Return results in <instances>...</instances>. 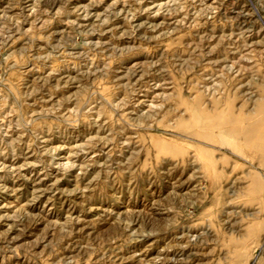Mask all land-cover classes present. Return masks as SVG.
I'll return each instance as SVG.
<instances>
[{
  "label": "rangeland",
  "instance_id": "obj_1",
  "mask_svg": "<svg viewBox=\"0 0 264 264\" xmlns=\"http://www.w3.org/2000/svg\"><path fill=\"white\" fill-rule=\"evenodd\" d=\"M0 264H264V0H0Z\"/></svg>",
  "mask_w": 264,
  "mask_h": 264
}]
</instances>
